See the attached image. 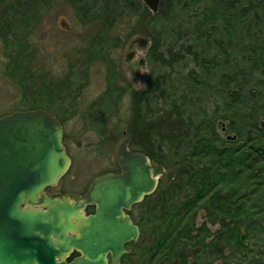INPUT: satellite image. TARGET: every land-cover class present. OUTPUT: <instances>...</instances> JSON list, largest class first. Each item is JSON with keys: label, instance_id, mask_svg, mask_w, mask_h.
<instances>
[{"label": "trees", "instance_id": "16d2710c", "mask_svg": "<svg viewBox=\"0 0 264 264\" xmlns=\"http://www.w3.org/2000/svg\"><path fill=\"white\" fill-rule=\"evenodd\" d=\"M58 1L73 10L78 22L94 24L98 31L76 51L69 72L59 79L48 72L28 71L22 31L6 38L10 49L5 74L18 83L26 109L53 113L63 123L71 115L64 109H73L71 102L87 85L90 68L99 64L113 94H101L87 109L85 120L101 128L128 95L125 126L130 149L175 175L170 182L163 177V184L161 177L152 194L126 211L140 235L125 245L128 252L119 264H211L212 259L223 264H264V129L260 127L264 120V0H167L166 7L162 0L155 14L140 0ZM196 6L193 35L202 43L194 46L195 51L188 48V53L201 71L169 88V78L155 74V68L173 71L183 57L172 46L164 47L168 36L178 40V33L166 22L175 23L173 7L189 11ZM37 12L32 6L31 19ZM19 18L14 23L23 29L25 17ZM138 28L151 39L147 56L153 67L147 89L137 92L119 84L110 54ZM219 61L221 72L211 85ZM153 91L166 98L167 110L150 105L157 98ZM204 100L215 103L210 115ZM92 210L88 206L85 211L91 214ZM200 213L203 221L198 225Z\"/></svg>", "mask_w": 264, "mask_h": 264}, {"label": "water", "instance_id": "95a60500", "mask_svg": "<svg viewBox=\"0 0 264 264\" xmlns=\"http://www.w3.org/2000/svg\"><path fill=\"white\" fill-rule=\"evenodd\" d=\"M155 14L161 0H140ZM149 39L134 37L124 54L129 67ZM144 59L140 58L142 67ZM264 129V121L260 122ZM62 124L38 109L0 117V264H119L140 231L126 211L152 194L174 172L131 152L124 138L116 151L119 174L95 178L75 199L45 192L68 171ZM234 140V137L228 136ZM93 206L92 214H86ZM78 257L67 260L72 253Z\"/></svg>", "mask_w": 264, "mask_h": 264}, {"label": "rangeland", "instance_id": "374dc122", "mask_svg": "<svg viewBox=\"0 0 264 264\" xmlns=\"http://www.w3.org/2000/svg\"><path fill=\"white\" fill-rule=\"evenodd\" d=\"M19 1L25 3L24 0ZM162 3L164 5L167 3V0H163ZM165 7L163 6V9ZM200 7L203 8V4ZM173 9L175 23L172 25L166 22V25L168 28L173 26V29L178 33V40H172V37L168 36L164 47L167 49L169 46H172L174 48L172 49L173 52L180 51L183 59L179 64L175 65L173 71L160 67L159 69L155 68L154 72L155 74H161L163 77L169 78L166 80L169 88L172 84L177 87L182 82L185 83L184 80L187 76L201 71L200 66L195 63L193 56L188 53V48L192 47V50L195 51L196 48L194 46L201 45L202 43L200 39L195 41L193 35L196 25L192 17L199 13V6L190 8L189 11L181 7H173ZM37 14L36 18L38 19L32 21L34 27L31 32V47L41 52L40 63L38 60L36 61L39 64L37 66H41L43 71L52 75V78H61L69 72L74 51L84 47L89 38L98 30L93 26L94 24L82 25L76 19L73 10L66 4H60L58 0L50 1L47 6L41 7L40 19L39 10ZM0 36L2 37L0 38V117H3L13 112L28 111L26 108L29 107L23 103V96L18 83L7 79L5 74L6 55L9 53L10 46L8 45L9 40L6 39V36H2V34ZM136 36L148 38L149 48L151 44L150 37L143 32L142 28H138L131 32L129 38H126L121 48L111 52L110 58L115 63L119 84L121 86L127 85L133 91H143L148 87L147 80L153 67V63L150 62L147 56L148 48L146 51H139L135 47L136 55H134V61L130 63L131 67L126 68L124 65V54L127 52V44ZM164 47L161 51H164ZM215 51V47L212 46L211 53ZM140 58L144 59L142 67L137 65ZM219 64V69L216 72L217 75H214L210 80L211 85H215L217 76L221 72L222 61H219ZM104 89L105 69L101 65L95 64L89 70L87 85L77 100L71 102L74 104L73 109L70 111L64 109V111L71 113L67 120L63 123L60 122L63 127L62 144L66 154L70 158V166L55 186L45 189L48 196H67L73 200L78 196L84 195L95 178L108 173H119L116 151L118 145L125 138L123 132L126 131V135L128 136L129 134L130 136V132H128L125 126V121L130 113L128 95L123 96L122 101L117 106V114L113 117L107 116L101 128L96 125L90 126L91 122L86 121L84 118L87 109L99 98ZM153 92H151L152 95H157V98L152 99L150 105H157L156 108L163 107L167 110L165 104L168 101L165 100L166 98L158 97L157 91ZM64 102L67 105L68 99H65ZM203 104L205 105L204 109L207 114L210 115L214 109V101L204 100ZM55 107H57V104H55ZM163 181L164 178L162 177V184ZM202 217L203 215L200 213L197 217L198 225L203 221ZM211 230H215V227H212ZM222 261L221 259H212L211 264H223L224 262Z\"/></svg>", "mask_w": 264, "mask_h": 264}, {"label": "flooded vegetation", "instance_id": "af4514ba", "mask_svg": "<svg viewBox=\"0 0 264 264\" xmlns=\"http://www.w3.org/2000/svg\"><path fill=\"white\" fill-rule=\"evenodd\" d=\"M24 1H25V3L24 2H20L19 0H11V1L0 0V34H2V36L5 35L6 38L10 39L11 35H12V37H14L15 35H19V33L22 31L23 35L25 36V40H26L25 53H24V64L26 65V68L28 69V71L29 70H36V71H40L42 73H45V71H43L42 67L41 66H37L39 64L36 63L37 60L40 63V59H41L40 50L37 51L36 49L31 47V36H32L31 32L33 31V27H34L32 21L33 20L35 21L36 19H38L36 17L34 19H31V8L33 6V7H35V10H39V19H40V9L44 5L47 6V4L45 3L44 0H24ZM60 4H62V3L60 2ZM20 15H23L25 17L24 18V20H25V24H24L25 28H23V29L21 28L20 24H15L14 23L15 17L20 19L19 18ZM34 15H36V14L34 13ZM0 38H2V37L0 36ZM76 51H74V53L72 55L73 56L72 60L74 59V57L76 55ZM134 59H135V57H133L131 62H133ZM139 63H140V61L137 63L138 66H139ZM129 66H130V64H129ZM69 69H70V67H69ZM108 93L109 94H113V89H111V88L108 89L107 88L106 80H105V89H104L102 94L106 95ZM119 97H120V94H119ZM119 97H118V100H119ZM36 110H38V109H36ZM28 111H33V110H28ZM20 112H24V111H20ZM49 114H51V113H49ZM51 115H53V114H51ZM123 134H124L125 138L128 140V142H127L128 149L131 152L137 153V152L132 151L130 149V147H129L130 138L126 135V131L123 132ZM138 153H140V152H138ZM120 172H121V170L119 168V173ZM119 173H114V174H119ZM90 207H92V206H90ZM93 208L94 207H92V209ZM93 211H94V209L92 210V213H93ZM86 214H89V213H86ZM76 257H78V253H76V252L72 253L70 258L67 260V262H70L71 260H73Z\"/></svg>", "mask_w": 264, "mask_h": 264}, {"label": "bare ground", "instance_id": "6f19581e", "mask_svg": "<svg viewBox=\"0 0 264 264\" xmlns=\"http://www.w3.org/2000/svg\"><path fill=\"white\" fill-rule=\"evenodd\" d=\"M128 45V44H127ZM131 67V66H130ZM124 69V68H123ZM117 158V157H116ZM135 206V205H134ZM93 207V206H92ZM94 209V208H93Z\"/></svg>", "mask_w": 264, "mask_h": 264}]
</instances>
